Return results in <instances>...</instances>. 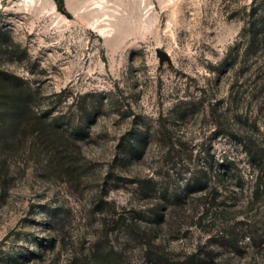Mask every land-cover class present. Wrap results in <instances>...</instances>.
<instances>
[{"label": "rangeland", "instance_id": "374dc122", "mask_svg": "<svg viewBox=\"0 0 264 264\" xmlns=\"http://www.w3.org/2000/svg\"><path fill=\"white\" fill-rule=\"evenodd\" d=\"M259 1L0 0V70L68 153L5 116L0 264H264Z\"/></svg>", "mask_w": 264, "mask_h": 264}, {"label": "trees", "instance_id": "16d2710c", "mask_svg": "<svg viewBox=\"0 0 264 264\" xmlns=\"http://www.w3.org/2000/svg\"><path fill=\"white\" fill-rule=\"evenodd\" d=\"M58 7L65 11L64 0H55ZM256 2V0H255ZM260 3H255L253 5L254 18L251 21L252 35L250 37L251 47L257 51L263 48L259 41H263L264 38V0L259 1ZM256 4H259L256 6ZM263 5V7H262ZM257 15V16H256ZM263 30V32H262ZM254 46V47H253ZM29 86L25 82L16 76L0 70V159H2V164L4 161L5 148L10 145V135H7L6 130V115L12 117L13 128L12 132H20L22 130H27L29 126L37 129L39 136H44L46 140L43 145L47 150H51V157L64 161L67 159L68 153L64 151L67 146L66 142V130H60L55 127L54 129L59 132L57 137L54 136L53 131L48 129V126L39 119L32 115V107L30 103V94L27 91ZM38 118V119H37ZM36 126V127H34ZM18 130V131H17ZM250 156L253 160H258V151L250 150Z\"/></svg>", "mask_w": 264, "mask_h": 264}]
</instances>
